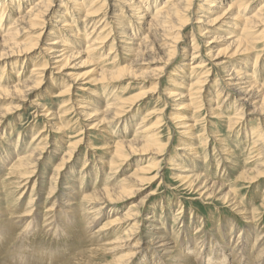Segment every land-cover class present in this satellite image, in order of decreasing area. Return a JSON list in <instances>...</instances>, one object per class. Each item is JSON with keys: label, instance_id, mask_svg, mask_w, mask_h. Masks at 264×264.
Listing matches in <instances>:
<instances>
[{"label": "bare ground", "instance_id": "bare-ground-1", "mask_svg": "<svg viewBox=\"0 0 264 264\" xmlns=\"http://www.w3.org/2000/svg\"><path fill=\"white\" fill-rule=\"evenodd\" d=\"M158 1L159 0H31L30 4H27L28 8L22 14L16 12L15 8L17 7L8 3V6H4L0 9V70L6 69L11 65L16 66L20 60H23V65L27 62V54L32 53L37 45L43 42L42 40L45 36L48 35V38H46L47 41L43 42L44 46L38 52L37 59L40 58L41 63L39 62L37 65L35 63L31 73L25 78L23 77L22 81H13V83H7L6 85L0 84V92H8L10 90L21 91L26 89L23 98H18L21 102L20 105L14 108L19 109L20 106L24 107L26 104H29L30 108L32 107L33 109L32 114L34 119L43 117L44 120L51 118L55 122L58 121L56 127H53V129L55 128L58 132H60L59 129L63 127L61 123L65 121L74 125L77 124L78 119L82 118L88 120L89 123H87L85 128H81L80 131L77 132L79 134L76 136L77 139L74 143L75 145H79L83 141V134L86 132V129L96 128L99 123L101 124L103 122L108 124H112L113 122L120 123L124 120L127 113H129L141 100L138 96L135 100L134 97H122L121 92H126L130 89L127 86V82L122 83L127 87L121 86L114 92V94L116 93L115 96L114 94L112 95L111 92L109 95H106V100L103 104L97 98L96 101L93 100V97L100 96V94H98L99 89H112L117 83L131 78L132 72L135 70V67L139 65V58L142 55L148 54L149 56H155V58L161 59L162 61L158 62L153 58V63H156L155 69L161 74L163 69H167L170 66L167 74L169 76L167 78L174 77L176 80L180 81L179 90L176 91L178 93L177 101L184 102L186 103L184 107L187 105L188 108H191L189 113L186 112L179 117L176 116L174 118L176 120L173 121L180 129L182 138L180 142L181 146L177 148L181 152H175L168 161L170 165H178L177 169L180 173L175 175V178L192 190L196 196H198L197 198H206L209 195L220 194L224 191L222 187L230 182L225 181L224 184H219L216 180L208 176L207 170L199 171L197 170L198 168L192 166L193 164L196 166L197 161L201 159L199 150L205 146V143H209L207 138L211 137L208 135L207 138L199 140L198 147L192 145L193 143L191 144L190 142L184 144L186 142L183 137L191 139L189 135L192 134V130L195 129L196 124L199 122L198 116L195 114H199L202 110L210 111L209 117L212 119H218L219 121L223 118H227L228 130L239 131V133H241L243 129L248 130L244 138H250L251 135L252 138L250 139L253 141L249 147L248 156L250 155L249 158H253V161H257V165H254L255 167L253 169L250 168L242 172L239 171L240 174L237 176L236 181H231L234 191H226V196L223 200L230 209L238 210L239 212L242 211L246 219L245 221L252 224L258 210L256 208L247 210L243 207V199H238L237 194L239 195V193H236V187L241 179L248 180V183L252 185L259 179L264 178V132L258 131L259 127L264 129V80L263 82L258 80V76L264 71V3L261 4L255 14L248 15L249 13H247L245 7L247 3L252 0H199L196 8L198 11L201 10V12L195 15V23L198 25L200 35L209 36L212 33H222L223 31L225 34L227 30L224 29V27H230L232 31L226 32L228 34L226 39H228L229 44L233 46V48L228 53L223 54V56H221L219 52L216 55L206 58V60H199L201 56L199 55L200 50L197 42L198 35L195 34L194 30L190 32L186 30L188 25L186 14L195 12L191 4L192 0H164L163 3L157 6ZM63 2L70 3H66V7H68V5L72 7L68 13L73 16L74 19H77V17L81 18L83 22L82 27L76 29L71 19H67L69 16L64 17V15H67V11L61 15L57 13L59 7H64ZM105 6L110 7V9H108L109 11L114 9L115 15L112 19H109L108 10V12H104L103 8H105ZM18 8L22 9L23 7L18 6ZM242 12L246 17L243 19L244 22L238 25L237 20L242 19ZM124 13L130 17L129 22H132V24L127 23V26H120L119 24L123 23L121 20H118V22L113 21L114 17L123 15ZM12 16H14V20L12 19L13 21L9 22L8 20H11L10 18H12ZM98 17H101V19L97 21L96 19ZM53 18H55L56 21L51 25L53 22L49 20ZM112 21L117 25L114 28L116 32L114 35H111V31H108V27ZM90 25L91 27H89ZM80 30L84 32L87 30L88 36H83L84 32L82 33ZM34 34H36L35 37ZM27 40H29L28 45L24 44ZM214 41L215 40L210 41L206 46L208 47ZM250 43L254 44V46H251ZM259 44H262L260 48ZM183 46H188V48L193 51L190 54L189 49L183 51L186 56H191V62L188 64L184 62L176 63L175 60L178 51L183 48ZM108 47H110L109 51L106 52ZM255 48L258 53L255 58L254 66L252 64L249 66L246 63L238 61L241 57L249 55ZM101 55H105V57L102 60L103 65L99 68L101 75V81L99 83L92 82L91 79L83 82L81 78L68 70V62L73 57L86 56L89 58ZM109 66L112 69H107ZM186 67H189L190 70L189 77L186 76ZM217 67H221L222 71L221 73L216 72L215 74V69ZM1 73L4 74L8 80H11L9 76L6 75L7 73L5 70H2ZM10 73L12 74V72ZM55 73H60V75L67 79V83L59 89L53 86V83L51 87L46 85L47 81L51 80ZM19 75H21V77L24 76V72L20 71L17 78H20ZM3 82L4 78L1 79V83ZM215 84L217 85L215 90L216 93L213 94L211 90H213V85ZM180 85L184 86L180 87ZM43 88L44 93L48 97L53 100H61L56 111L51 110L46 104L42 103L40 98L35 97L37 91ZM53 88H55L54 91H52ZM185 88L186 90H184ZM89 91L93 93L90 94L92 99L87 100L86 93ZM119 92L120 94L118 95ZM207 92L212 94H209L208 97L206 96V94L208 95ZM223 93H225L224 100L221 101L220 99ZM171 94L172 93H170V95ZM224 111H233L234 114L231 113L233 114L232 116H225ZM157 114L158 116L160 115L159 112ZM97 115H100V117L93 119V117ZM158 116L154 124L156 126L158 124L157 129H160L161 118ZM72 120L73 123H71ZM149 120L150 118H147L143 123H147ZM249 121H252L255 126L249 127ZM3 124L4 116L0 113V127ZM142 125L143 126H137L134 139L118 137L114 140V146L116 148L115 151L111 152L110 157L112 160L107 166L108 173L105 174V178L103 176V179H109V181L113 180L116 169L119 168L120 170L122 165L129 160L130 156L136 155L132 150L124 149L127 148L126 145L135 144L138 138L145 133V129H143L144 124ZM44 132L45 130H41L39 134L34 135L31 138L30 146L28 147L27 145L25 153L18 156L6 169L3 168L6 174L0 181V216L4 215L7 217L9 215L4 206H1L4 201L2 196H6L5 193H7V198H9V193L12 192L13 197H18V199H14L21 201L20 203H23L25 208L24 212L11 215L16 216L17 222L20 221L19 225L24 224V220L27 222V225L28 222L31 224V221L34 220H43V223L49 228H52L53 232L60 237L59 241H64L67 246H69L68 244L70 242L73 244L72 241L78 239L81 244H89L90 247L97 252L122 251L119 253L125 259L119 264H140L139 258H141L142 255L145 261L144 264L147 259L151 260L155 258L160 260L159 264H191L197 259L195 256L200 251H198L196 247L191 249L185 244V246L182 247L185 251L188 250V252L185 253L180 250L182 248H177L173 240L174 238H172L173 234L177 236L181 230H183L184 234L181 239L182 241L194 239L193 233L187 236V232L189 231L188 228L190 227H185L187 225L185 213L184 215L181 214L172 218V226L169 227L168 220L171 218L170 214L165 215L167 216L165 217L166 219L159 217L154 213L155 205L149 206V209L151 208L154 210H150V212L146 213L144 219L140 216V213H136V208L131 210L130 207V209L126 211V214L128 213L127 219L131 221L129 223L133 225L128 228L127 231H119L115 223L116 220L114 219L104 221L100 228H95L93 230L94 226L98 223L97 211L100 210L101 207H98L92 200H89V194H87V192L81 191L82 188L86 186L84 184L86 181L81 183L83 180L79 179L82 175V170L79 171L78 175L76 174L74 176L64 173V177L71 180V185L66 184L64 180L60 187L62 198L53 196L51 184L56 182L55 180H57V176L60 175L61 171L67 169L68 163L73 157L72 153L75 152L69 151L70 149L64 150V154L62 153L61 158L59 157L60 164L53 168L55 171L48 174L44 170L45 158L47 155H51L52 149L50 150L48 136L44 138L42 135ZM156 136H158L157 131L147 138H144V140L146 141ZM220 138L216 137L214 139L221 144L222 159L228 160V163L232 166L230 169H236L238 165L237 158L233 159L234 151L231 149L230 145H223V139ZM17 139L18 142L21 140V142H19V147H21L24 143V136L18 135ZM58 154L61 153L58 152ZM69 154H72V156L68 159L65 158V156L69 157ZM207 154L206 151V155ZM176 156L182 159L184 157V160L190 165L177 163L174 159ZM136 171L143 172L144 174L153 171L155 172L154 178L161 179L162 169L159 168H155L154 170L149 165H145L136 167ZM91 172L93 171L87 170L86 173L83 174V179H88L91 176ZM224 174L226 173L223 172V175ZM144 179L145 176L140 182L136 181V183H143ZM46 185L47 191L43 192L46 193V200L43 213H41L37 211V202L39 200L38 189ZM95 187L92 189L93 192L97 193L99 189H95ZM101 189L109 191L113 189V186L105 182L104 185L101 186ZM132 192L134 191L132 190ZM150 195L151 194H149L148 197ZM86 196L88 199H86ZM118 199H120V197ZM82 207H84V213H81ZM141 217L143 221L145 220L143 224L139 221ZM8 219L10 220L9 223L0 219V230L3 233L10 232L12 229L14 230V226H16L11 224L10 218ZM194 219V221L190 222L197 223V219ZM12 221L14 223V219H12ZM55 221L57 222L56 224H54ZM139 222L142 228H138L140 225H138V227L135 226ZM32 224L36 226L37 222ZM181 224L184 226L182 227ZM234 226L235 225L232 224L229 228V226L226 225V228L229 230V233L225 236L227 241L223 242L224 239L220 240V246H222L220 248H222L224 252L223 258L228 262L229 260L234 261L235 259V261H237V257L241 256L243 259L246 258L250 262L253 257H256L255 264H262L264 260V237L260 228L255 226L252 230H240L234 228ZM56 227L57 231L55 230ZM198 227L201 229L202 225ZM194 228L196 231H199L195 225ZM141 229L142 231L140 232ZM86 230L89 231L85 232ZM220 231H218V228L217 231L214 230L210 238L214 236L215 240L216 238L218 239V236L222 232ZM24 234L27 235L28 231ZM66 236H69L68 238H70V241L66 239ZM222 236L224 237V235ZM10 238L12 240L11 236ZM23 239L25 240V236H22L20 243H15L16 246L14 245V248L8 246L5 250L6 253H4V257L14 261L15 264H27L29 260L32 259L46 260L47 256L40 255L39 252L41 251L37 252L39 249L35 251L37 253L36 256L32 254L31 257L29 254L25 256L22 253L23 249L26 248ZM5 241L7 242L8 240L5 239ZM2 242L3 241H1V243ZM2 244L4 245V243ZM11 244L12 243H10V245ZM190 244L192 243L190 242ZM207 244H210L209 237L207 238ZM195 245L197 246V244ZM89 248L76 251L74 255L72 257L70 256L67 260L73 261L76 257L82 259L85 256V251ZM20 249H22V251H20ZM55 250L56 249L53 250L54 253H57ZM191 252L196 254L193 256L188 255L189 253L191 254ZM62 254L63 252L60 256H63ZM93 256L94 253H90L87 259H92ZM205 257V262H207V264L216 262L212 256L208 259V252H205ZM239 261H237L238 264H240Z\"/></svg>", "mask_w": 264, "mask_h": 264}, {"label": "rangeland", "instance_id": "rangeland-1", "mask_svg": "<svg viewBox=\"0 0 264 264\" xmlns=\"http://www.w3.org/2000/svg\"><path fill=\"white\" fill-rule=\"evenodd\" d=\"M30 2L31 0H0V9L3 8L4 6H8L9 5L8 3H11L15 7H17L15 8L16 12L22 14L28 8L27 4H30ZM163 2L164 0H159L157 6H159ZM66 3L70 4L68 2ZM66 3L63 2L64 7L62 8L59 7L57 13L61 15L64 14L65 11H67L66 13L67 15L66 16L64 15V17L69 16L67 19H71V22L73 23L76 29L82 27L83 22L81 21V18L77 17V19L76 18L74 19V17L68 13L70 9H72V7L70 5L66 7ZM198 3L199 0H192L191 4L195 12L186 14L188 18L187 21L188 25L186 27L187 28L186 30L187 32L194 30L195 34L198 35L197 42L200 50L199 55L201 56V59L199 60H206V58L216 55L219 52L221 56H223V54L228 53L233 48V46L229 44L228 39H226V36L228 35L226 32L232 30H230V27H224V29L227 30L225 31V34L223 31L222 33L220 32L212 33L209 36H201L198 25L195 23V17H196L195 15L201 12V10L198 11L196 8V5ZM262 3H264V0H252L251 2H248L247 6L245 5L246 6L245 10L247 11V13H249L248 15L255 14V12L257 11L258 8H260ZM18 6H22L24 9L23 8L20 9L18 8ZM103 9L104 12L106 13L109 11L108 9H110V7L105 6V8ZM114 15H115L114 9L109 11V19H112ZM244 17L246 16L242 12V19L237 20L238 25H241L244 22L243 20ZM13 18L14 16H12V18H10L11 20L8 21L9 22L13 21L14 20ZM99 19H101V17H98L96 20L98 21ZM114 19L113 21L118 22V20H121L123 22L122 24H119L120 26H127V23H130L129 22L130 17H128L126 13H124L123 15H118L114 17ZM51 20L49 21L53 22L51 23L52 25L54 24V21H56V19L53 18ZM113 21L108 27V31H111V35L112 34L114 35V33H116L114 28L115 26H117L115 22L113 23ZM130 24H132V22ZM89 27H91V25ZM80 31L82 33L84 32L83 30ZM86 31L83 33V36L87 37L88 32ZM35 35L36 34H34V37ZM47 36H45V38L42 40L43 42L47 41L46 40V38H48ZM213 40L215 41L211 43V45H209L210 47L209 46L207 47L206 44L210 43V41ZM43 42H40V44L37 45L36 49H34L32 53L27 54L28 55L27 62H25L23 65H22L23 60H20L16 66L11 65L6 69H1L0 73L2 70H5V72L7 73L6 75L9 76V79L11 80H8L4 76V74H2L3 73L2 72L0 74V78L1 79L4 78V82L1 83V79H0V84L6 85L7 83L9 84L13 83V81L14 82L22 81L23 77L25 78L26 76H28L31 73V70L35 65V63L37 65L40 62V58L37 59V56L40 49L44 46ZM28 43L29 40L24 42V44L26 45H28ZM250 45L254 46V44L251 43ZM261 46L262 44H259V48ZM109 48L110 47L107 48L106 52L109 51ZM187 49H189V54L193 52L190 48H188V46L186 47L183 46V48H181L176 55L177 56L175 59L176 63L184 62L185 64H188L191 62V56H186L183 53V51ZM257 53L258 51L255 48L251 53H249V55L241 57L240 59H238V61H240L241 63H246L249 66L251 64L254 66ZM104 57L105 55H101L97 57L96 56L89 57V58H87L86 56L73 57L68 62L67 65L68 70H70L79 78H81L83 82L88 79H91L92 82L99 83L101 81L99 68L103 65L102 60ZM153 58H155V56H149L148 54L140 56L139 65L135 67V70L132 72L131 78L117 83L116 86L112 89H108V90L99 89L98 94H100V96L93 97V100L96 101L97 98L103 104V102H105L106 100L105 98L106 95H109L110 92L113 95L114 92L117 89H119L121 86H126L122 84L123 82H127L128 84L127 86L130 89H128V91L126 92H121L122 97L123 98L134 97L135 100L137 99L136 97L138 96L139 98H141V100L129 113H127V115L124 117V120L121 121L120 123L113 122L112 124L111 123L108 124L106 122H103L101 124L99 123L96 128L89 130L86 129L85 130L86 132L83 134V141L79 145H75L74 143V141L77 139L76 136L79 134L77 132L80 131L81 128H85L87 123H89L88 120H84L82 118L78 119L77 124L74 125L65 121L61 123L63 127L62 129H59L60 132H58L55 130V128L53 129L54 126L56 127V123L58 121L55 122L51 118H47L46 120H44L43 117L34 119V116L32 114L33 109L32 107L30 108L29 104H26L24 107L20 106L19 109L14 108L20 105L21 102L18 100V98H23L26 89L21 91L10 90L8 92H4V91L0 92V113L4 116V124L1 125L0 127V181L4 178L6 174L5 173L6 171L4 169L10 166L18 156L23 155L25 153L27 145L28 147L30 146L31 138L34 135L39 134V131L45 130V132L42 135L44 138L48 136L49 139L48 141H50V150L52 149L51 155H47V157L45 158L44 170L48 174H51L52 171H55L53 168L60 164L59 159L61 158V155L64 150L70 149L69 151L75 152L72 153L73 157L71 158L72 160L68 163L67 169L65 171H61L60 175L57 176V180H55L56 182L51 184L53 196L62 198L60 187L64 180L66 184L71 185L70 183L71 180L69 178H65L64 173H66V175L74 176L76 174L78 175L79 171L82 170L83 172L82 175L79 177V179L83 180L81 183L86 181L84 182L86 186L82 188L81 191L85 193L87 192V194H89V200H92L95 204L98 205V207H101V209L97 211L98 223L94 226L93 230L95 228H100L103 225L104 221L114 219L116 220L115 223L116 226L119 228V231L121 232L127 231L128 228L132 227L133 225L132 223H129L131 221L127 219L128 213L126 214V211H128L130 207L131 210L136 208V213H140V216H142L144 219L146 213L150 212V210L151 211L154 210L151 208L149 209V206L155 205L154 213L157 214L159 217L166 219L165 217L167 216L165 215L170 214L171 218L168 220L169 227L172 226L171 225L172 218L181 214L184 215V213L186 214L187 225L185 227L188 226L190 227L188 228L189 231L187 232V236H190L193 233L194 239H191L192 241L191 240L182 241L181 239L184 234L183 230H181V232L177 236L173 234L172 238H174L173 240L175 241V244L178 249L184 247L186 244V246L190 247L191 249L193 247H196L198 251H200L198 252V254L194 252L188 254L192 256L196 254L195 257L197 259L191 264H207V262H205V258H206L205 252H208L209 255L208 259L211 258L212 256L214 260H216L215 263H213L212 261L213 264H225V263L238 264L237 261H239L240 259H241L239 261L240 264H255L256 257H253L252 258L253 261L251 259L250 262L248 261V259L246 258L243 259V257L241 256L237 257L238 259L237 261H235L236 259L234 261L228 259L229 261L227 262V260L223 258V253H224L223 249L220 248L222 247L220 246L221 245L220 240L224 239L223 242L227 241L225 239V236L226 234L229 233V230L226 228V225L229 226L230 228L232 224H234L235 225L234 228L240 230H252V228L257 226L260 228V231L263 233V237H264V178L259 179L252 185L248 183V180L241 179L236 187V193H239V195L237 194L238 199L239 200L243 199L242 201L243 207H245V209L247 210H251L254 208L258 210V213L255 215L254 222H252V224L245 221L246 219L244 218V213L242 211L239 212L238 210L230 209V207H228V205L225 204L223 200L224 197L226 196V191H234L233 183H231V181L232 182L236 181L237 176L240 174L239 171L242 172L245 169L246 170L250 168L253 169L257 165V161L256 162L253 161V158H249L250 155L248 156L249 147L253 142L252 139H250L252 138V136L250 135V138L247 137L244 138L245 133L248 132V130L245 129H243L241 133H239V131L228 130L227 120H226L227 118H223L219 121L218 119L217 120L212 119L209 117L210 111L202 110L201 112H199V114L198 113L195 114L198 116L199 122L196 124L195 129L192 130V134L189 135V138L191 139L183 137V139H185L186 142L184 144L190 142L191 144L193 143L192 145L198 147L199 140L207 138L208 135L213 138L211 137L207 138V141L209 143L208 144L205 143V146L203 148H200L199 150L201 159L197 161L196 166H194V164L192 166L198 168L197 170L199 171L207 170L208 176L213 178V180H216L219 184L220 183L224 184L225 181H230L226 186L222 187L224 191L221 192L220 194L209 195L206 198L203 197L197 198L198 196H196V194L192 190L187 188L178 179L175 178V175L180 173V171H178L177 169L178 165L168 164V161L170 160L171 156L174 155L175 152H181L177 148L181 146L180 142L182 138L180 135V129L173 122L176 120L174 118L176 116L179 117L180 115L186 112L189 113L191 108L190 107L188 108L187 105H185L184 107V104L186 103L177 101L178 93L176 91L179 90L178 88L180 81L176 80L174 77L167 78L169 76L167 74L170 66L167 69H163L162 73L160 74V72L155 69L156 63H153ZM155 60H157L158 62L162 61L159 58H155ZM107 69H112V68H110L109 66L107 67ZM185 70H187L186 76L189 77L190 75L189 67H186ZM20 71L24 72V76L21 77V75H19L20 78H17V75L19 74ZM221 71H222L221 67H217L215 69V74L216 72L221 73ZM10 72H12V74ZM66 80L67 79H65L64 76L60 75V73H55L53 74L51 80L47 81L46 85L48 87H51L52 86L51 84L53 83V86H56V88L59 89L67 83ZM258 80H260V82H263L264 71H262L261 74L258 76ZM183 86L184 85H180V87ZM216 86H217L216 84L213 85V90H211L213 94L216 93L215 91ZM54 90L55 88H53L52 91ZM184 90H186V88ZM170 93L172 94L170 95ZM212 93H208V95L206 94V96L209 97V94ZM86 94H87L86 95L87 100L92 99V96L90 94L93 93H91V91H89ZM119 94L120 92L118 93V95ZM224 94L225 93L222 94V98L220 99L221 101L224 100ZM35 97L40 98L43 104H46L48 108L55 111L58 109L59 104L61 102V100L60 101L57 99L53 100L52 98L48 97L44 93V88L38 90ZM158 112L160 114L159 116L157 114ZM231 113H233V111L231 112L224 111L225 116L228 115L232 116L234 114ZM157 116L161 118L160 129H157L158 124L157 126L154 124ZM99 117L100 115H97L94 116L93 119ZM147 118H150V120L147 121V123H143ZM47 121L49 122V124ZM249 122H250L248 123L249 127L255 126L253 125L252 121ZM71 123H73V120L71 121ZM142 124H144L143 129H145V133L138 138V141L135 142V144L126 145L127 148L124 149V150L129 149L130 151L132 150L133 152L136 153V155L130 156L129 160L122 165L120 170L119 168L116 169L113 180L109 181V179L106 180L103 179V176L105 178V174L108 173L107 166L109 162L112 160V158L110 157L111 152L115 151L116 148L114 146V140L118 137L134 139L137 126H143ZM156 131L158 132V136H156L155 138L148 139L146 141L144 140V138H147L149 135H151ZM258 131L264 132V129L259 127ZM18 135L24 136V143L21 147H19L20 145L19 142H21V140L18 142L17 139ZM216 137L217 138L221 137L220 139H223L222 144L230 145L231 149L234 151L233 159L237 158L236 160L238 165L236 169L233 170L230 169L232 168V166L230 165V163H228V160L224 158L222 159V154H221L222 150L220 148L221 144L218 143L216 139H214ZM91 149L93 150L95 149V150L93 151ZM206 151L208 153L207 155H206ZM58 152L61 154H58ZM72 154L71 155L69 154V157L65 156V158L67 159L70 158ZM174 159L177 161V163H185L187 165H190L184 160V157L182 159L179 156H176V158L174 157ZM145 165L146 166L149 165L154 170L155 168L162 169L161 179L159 178L155 179L154 178L155 172L153 171L147 174L136 171V167H142ZM87 170L93 172H91V176L88 179H83V174L86 173ZM223 172H225L226 174L223 175ZM144 176L145 179L143 183L137 184L136 181L140 182L144 178ZM105 182L112 185L113 189L109 191L102 190L101 186H103ZM47 185L44 187H40L38 189L39 200L37 202L38 205L37 211L41 213H43V208L46 200V196H45L46 193L43 192L47 191ZM94 187L95 189H99L97 193L93 192ZM132 190L134 192H132ZM5 194L6 196L5 195L2 196L4 198V201L1 206H4V208L7 210L9 215L7 217L1 215L0 219H2V221L4 222L9 223L10 220L8 218H10L12 222L10 223L16 226L13 225L14 230L13 229L12 230L14 232L11 230L10 232L3 233L0 230V237H1L0 264H15L14 261L5 258L4 253H6L5 250L8 246H11L10 248H14L16 242H17L16 244L20 243L22 240V236L23 237L25 236V240L23 239V241H25L24 245L26 248L23 249V251L22 249H20V251H22V253L25 256H27L28 254L30 257L32 255L36 256L37 253L35 251H37L38 249L39 250L37 252L41 251L39 252L40 255L47 256L46 260L32 259L29 260L27 264H119L125 259L119 253L122 251L97 252L95 249L91 248L89 244L86 245L84 243L81 244L78 239L72 241L73 244H71L70 242L68 244L69 246H67L64 241L62 242L61 240L59 241L60 237L53 232L52 228H49L46 224H44L43 220L31 221L32 223L37 222L35 226V224L33 225L32 223L30 224L29 222L27 225L26 224L27 222L23 219L24 224L19 225L20 221L17 222L16 216H11V215L16 214L18 212H24L25 208L23 206V203H20L21 201L17 200L18 197H13L12 192L9 193L11 195V197L9 195V198H7V193ZM149 194L151 195L148 197ZM119 197L120 199H118ZM86 199H88L87 196ZM82 212L83 213L85 212L84 207H82L81 209V213ZM142 217L140 218L141 220L139 221H141V223L143 224L145 220L143 221ZM194 218L197 219V223L190 222V221H194L195 220ZM12 219H14V223ZM56 223L57 222L55 221L54 224ZM138 225L140 226L138 227ZM194 225L196 228L199 225H202V228L200 229L198 227L197 229L199 231H196ZM135 226H137L138 228H142L140 222ZM183 226L184 225H182V227ZM217 228L218 231L220 230L222 231V232L220 231L221 234L218 236L219 238L218 239L216 238V240L214 236L210 238V236H212V234L214 233V230L217 231ZM55 230L57 231V227L55 228ZM26 231H28L27 235L24 234ZM88 231L89 230H86L85 232ZM141 231L142 229L140 230V232ZM35 232H37L38 234ZM7 234L8 236L10 235L12 237V240L10 236L9 237L7 236ZM222 235H224V237ZM68 237L69 236H66V239L70 241V238ZM208 237L210 240V244H207ZM5 239L8 241L6 242ZM1 241H3L2 243H4L5 246L1 243ZM190 242L192 244H190ZM10 243L12 244L10 245ZM195 244H197V246ZM53 248L56 249L55 251H57L59 255L57 253H54ZM87 248L89 249L85 251V256L82 259L76 257L73 261L67 260L70 256L72 257L76 251L86 250ZM180 250H182L185 253L188 252V250L185 251L184 248ZM61 251L63 252L62 254L63 256H60V254L62 253ZM90 253H94V256L92 259H87ZM202 253L204 256L202 255ZM52 254L53 255L55 254L54 256L56 255L58 256L54 257ZM49 255L52 257H50ZM159 261L160 260H157L156 258L151 260L147 259L145 264H159ZM144 262L145 261L142 255L141 258H139V263L144 264ZM262 264H264V260Z\"/></svg>", "mask_w": 264, "mask_h": 264}]
</instances>
